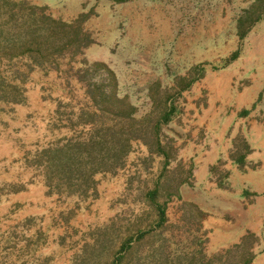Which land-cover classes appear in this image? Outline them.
<instances>
[{"label":"rangeland","instance_id":"obj_1","mask_svg":"<svg viewBox=\"0 0 264 264\" xmlns=\"http://www.w3.org/2000/svg\"><path fill=\"white\" fill-rule=\"evenodd\" d=\"M26 1L88 45L1 67L0 264H264V0ZM125 122L86 197L48 185L45 150Z\"/></svg>","mask_w":264,"mask_h":264},{"label":"trees","instance_id":"obj_2","mask_svg":"<svg viewBox=\"0 0 264 264\" xmlns=\"http://www.w3.org/2000/svg\"><path fill=\"white\" fill-rule=\"evenodd\" d=\"M78 24L58 21L47 15L44 8L26 0H0V101L20 102L15 98L19 97L20 86L8 83L2 74L6 61L19 59L32 70L53 66L62 55H76L88 45V34ZM20 81L25 83L26 79ZM171 116L172 110L166 108L154 123L157 137L162 124L168 123ZM101 131L103 135L98 138L91 135L78 144L44 151L46 179L58 194L86 197L96 185L95 177L122 167L133 141L139 139L132 123H104ZM157 141L160 143L158 138Z\"/></svg>","mask_w":264,"mask_h":264}]
</instances>
